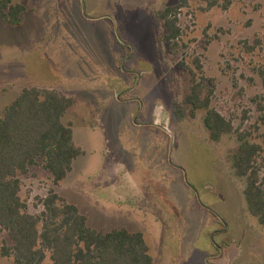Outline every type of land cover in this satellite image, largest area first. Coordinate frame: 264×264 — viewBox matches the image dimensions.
<instances>
[{
    "label": "rangeland",
    "instance_id": "1",
    "mask_svg": "<svg viewBox=\"0 0 264 264\" xmlns=\"http://www.w3.org/2000/svg\"><path fill=\"white\" fill-rule=\"evenodd\" d=\"M12 1L24 13L18 27L0 19V118L24 89L69 88L86 75L62 118L82 153L58 186L38 166L20 178L28 212L38 214L54 191L93 230L141 233L154 264H264V226L231 168L237 135L210 140L204 111L192 117L185 103L190 82L180 64L196 72L198 59L213 81L211 108L260 147L264 175V0H230L227 9L225 0H187L175 53L159 42L155 16L177 0H96L81 15L66 0ZM99 11L111 13L110 39L81 19ZM3 243L0 230V250ZM0 264L14 263L0 254Z\"/></svg>",
    "mask_w": 264,
    "mask_h": 264
},
{
    "label": "trees",
    "instance_id": "2",
    "mask_svg": "<svg viewBox=\"0 0 264 264\" xmlns=\"http://www.w3.org/2000/svg\"><path fill=\"white\" fill-rule=\"evenodd\" d=\"M230 4L225 0V9ZM186 6L187 0H177L175 6L158 14L165 29L161 41L171 53H175L181 37L176 15ZM23 13L22 5L0 0V19L5 24L18 27ZM259 45L256 40L245 50L251 53ZM180 64L190 82L185 103L192 117L204 111L203 125L210 140L218 142L236 133L239 145L231 156V168L235 177L245 180L243 194L248 213L264 226V175L256 162L260 147L249 141L247 133L234 132L231 122L211 108L213 81L201 75L203 67L198 59L193 62L196 72ZM258 75L264 84V68L258 69ZM73 104L72 98L58 91L29 88L5 108L0 118V230L10 241V245L3 243L1 256L14 264H43L47 255L50 264H154L141 233L93 230L86 217L54 191L40 200L42 209L38 214L28 212L27 202L21 197L20 178L38 166L58 186L82 153L74 144L71 126L62 122ZM257 106L264 122V106Z\"/></svg>",
    "mask_w": 264,
    "mask_h": 264
},
{
    "label": "crops",
    "instance_id": "3",
    "mask_svg": "<svg viewBox=\"0 0 264 264\" xmlns=\"http://www.w3.org/2000/svg\"><path fill=\"white\" fill-rule=\"evenodd\" d=\"M59 1H61V0H59ZM66 2L67 3H69V2H75V7L78 9V14L79 15L82 14V10H83L82 5L83 4L85 5V2H88V6H89V10L90 11H94L95 8H96V5H95L96 4V0H89V1L88 0H66ZM13 4H15V3H13ZM103 7L106 8L105 5H102L101 7L99 6L100 10H102ZM166 7H170V6H166ZM90 15H92V14H89V16ZM157 15L155 16V20H156L157 24H159V26H161V25L163 26V23L157 17ZM89 16L88 17H85V16L81 17L82 21L83 22H86L88 24H91V25H98L97 28L100 30V32H103L104 36H105L106 32H108V38L110 39L111 38L112 24H113V20H112V17H111V13H109V12H106V13L100 12V14L97 17H95V18H92L93 16H90V17ZM106 20H107L108 23H106ZM164 33H165V29H164V32H163L162 35H164ZM162 35L159 38H161ZM159 42L161 43V40ZM92 53H93V51H92ZM80 73H82V71ZM78 75H79V73H77V77L74 78V81L71 82L74 85L71 86V84H70V87L69 88H66L65 87V88H62L61 89V88L49 86V87L38 88V89L55 90V91H58V92L62 93L66 97L72 98L73 101H75L76 94H75L74 86L76 85V83H83L84 82L83 79L86 80V78H85L86 75L85 74H83V76H82V74H80L79 78H78Z\"/></svg>",
    "mask_w": 264,
    "mask_h": 264
}]
</instances>
